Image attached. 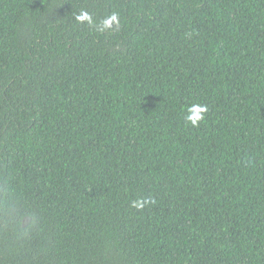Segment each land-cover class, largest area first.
Listing matches in <instances>:
<instances>
[{"label": "trees", "instance_id": "trees-1", "mask_svg": "<svg viewBox=\"0 0 264 264\" xmlns=\"http://www.w3.org/2000/svg\"><path fill=\"white\" fill-rule=\"evenodd\" d=\"M0 264H264V0H0Z\"/></svg>", "mask_w": 264, "mask_h": 264}, {"label": "clouds", "instance_id": "clouds-1", "mask_svg": "<svg viewBox=\"0 0 264 264\" xmlns=\"http://www.w3.org/2000/svg\"><path fill=\"white\" fill-rule=\"evenodd\" d=\"M77 20L80 22L88 21L91 23V18L87 13H82L77 16ZM115 21H117V16L113 14L111 16V19L105 22V27L110 26L111 23ZM206 111L207 109L205 107H202L198 104H194L188 109V114L185 116V120L193 127H197L199 126L200 122L204 119V114L206 113ZM133 207L142 208L143 203L133 202Z\"/></svg>", "mask_w": 264, "mask_h": 264}]
</instances>
